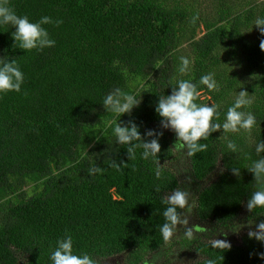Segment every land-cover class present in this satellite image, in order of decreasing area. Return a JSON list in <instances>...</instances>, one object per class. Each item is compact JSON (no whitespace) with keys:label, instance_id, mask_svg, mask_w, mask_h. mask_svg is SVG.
Here are the masks:
<instances>
[{"label":"trees","instance_id":"16d2710c","mask_svg":"<svg viewBox=\"0 0 264 264\" xmlns=\"http://www.w3.org/2000/svg\"><path fill=\"white\" fill-rule=\"evenodd\" d=\"M191 1L9 0L34 21L47 15L63 23L44 25L55 46L29 52L13 46L11 25H0V57L15 59L25 75L20 92L0 94V264H52L50 255L66 234L74 250L96 264L109 258L172 264L176 251L186 257L180 264H264V241L250 231L230 248L213 247L219 242L211 238L213 230L264 220V208H247L259 187L248 167L264 156L255 150L264 139V33L255 25L264 18V2L237 10L223 0L204 18ZM201 25L206 32L199 36ZM185 43L192 65L182 74ZM207 73L215 74L218 90L199 85L197 102L206 103L208 94L220 106L216 122L223 123L246 90L251 104L242 110L253 112L257 124L214 132L201 141L205 151L189 155L176 147L175 133L161 127L155 105L178 80L198 82ZM116 88L141 98L120 120L135 121L142 135L163 132L157 158L145 160L143 148L135 147L130 159L129 146L115 141L118 117L103 99ZM226 136L237 152L227 148ZM181 154L185 170L174 164ZM114 161L124 163L117 168ZM91 167L100 171L90 176ZM176 189L190 192L189 206L180 211L197 221L192 229L213 227L211 233L163 239L162 200Z\"/></svg>","mask_w":264,"mask_h":264},{"label":"clouds","instance_id":"9594fccd","mask_svg":"<svg viewBox=\"0 0 264 264\" xmlns=\"http://www.w3.org/2000/svg\"><path fill=\"white\" fill-rule=\"evenodd\" d=\"M62 19H53L51 16H42L39 20H32L27 14H18L10 6L9 0H0V25H11L15 30L11 33L14 40V47L26 50L42 51L45 48L55 46L56 41L51 38L50 33L44 25L62 24ZM256 26L261 33H264V18L257 19ZM264 49V41L261 42ZM5 57V56H4ZM0 57V94L15 91L20 92L25 81V75L19 63L15 59L9 60ZM192 61L187 56L180 57V73L190 71ZM199 85H204L211 91L218 90V82L214 73H207L200 77L198 82L190 79H180L172 87L171 94L160 95L155 105V111L162 118L161 127L171 130L176 135L175 145L178 149H187L189 155L205 151L208 147L201 141L208 140L212 133L223 130L224 133L238 132L240 129L251 130L257 124L256 115L253 112L242 110L244 106L250 105L248 92H239L235 102L228 108L226 118L223 123H218L220 117V106L215 102L198 103L200 97ZM141 98H137L134 93H127L120 88L107 94L103 99V105L107 111L114 113L118 120L114 121L112 129L116 142L120 145H128L127 148L130 159L134 158L135 147H142L141 156L143 159H155L161 152L159 137L163 132L149 129L142 135L139 125L133 120L127 122L120 120L125 113H131L134 107L139 106ZM145 137H151L146 139ZM98 138V137H97ZM227 148L232 152L238 151L235 141L228 139ZM139 141L136 144L134 142ZM256 152L264 153V139L256 144ZM124 162L114 161L112 166L119 168ZM248 170L254 174L257 181L258 190L253 192L247 202V208L252 211L257 208H264V156L254 161ZM99 167L88 169L90 176L99 172ZM232 172L239 176L240 168H232ZM161 170L157 168L156 176H161ZM156 191H160L157 187ZM167 205L163 212L165 223L160 226V232L165 241L170 240L178 225H188V217L180 210L189 206V193L186 190L176 189L162 200ZM186 236L192 238L191 227L186 231ZM250 237L264 241V220L256 225L254 231L249 232ZM219 245L213 247L230 248V243L223 239H218ZM52 264H96L93 257L88 253H78L74 250L73 237L66 234L58 239L54 250L50 255ZM207 264H216L214 259H209Z\"/></svg>","mask_w":264,"mask_h":264},{"label":"rangeland","instance_id":"374dc122","mask_svg":"<svg viewBox=\"0 0 264 264\" xmlns=\"http://www.w3.org/2000/svg\"><path fill=\"white\" fill-rule=\"evenodd\" d=\"M191 0H187V2H189ZM227 3H229V5L233 8V9H237V10H244L250 7L249 3H263L264 0H224ZM223 3V0H193L190 2V6L195 5L194 7H197L200 10V14L202 17L206 18H212L216 13V9H217V4L218 3ZM206 31L204 30L203 25H201L200 29H198V35L202 36ZM187 43H185L182 46V53L184 56H187L189 58H191V53H187L185 48L187 47ZM241 67V65H238V68ZM243 67V66H242ZM241 67V68H242ZM245 76V75H244ZM210 98V96L208 94H205L202 96V99L206 100V103H208L210 101V103H212L211 100L208 101V99ZM183 154L180 155V158L175 161L174 164L177 165V169L178 167L181 168V170H185V166H184V158H183ZM179 170V169H178ZM179 172V171H178ZM190 193V192H188ZM190 196V195H189ZM188 217V225H178L177 226V231L176 233H174V238L175 239H180L182 237H184V235L186 234V231L188 230L189 227H193L194 224L197 223V221L189 214H185ZM197 225V224H196ZM198 225L202 226V224L198 223ZM208 226H206V229L204 230H198L195 231L192 229L193 231V236H195L196 234H202L204 232H208L211 233L212 232V228H209ZM256 229V224H253L251 222H242V223H238L237 226L235 228L232 229H219L217 231L213 230L214 232L211 233V238L213 240L218 241V239H223L228 241L229 243H237L240 240V236L247 231H251V230H255ZM219 242V241H218ZM185 255L181 252V251H176L175 253V262L172 264H180L182 262L185 261ZM119 260L117 258H109L107 260H105L104 262H102V264H120L118 262Z\"/></svg>","mask_w":264,"mask_h":264}]
</instances>
